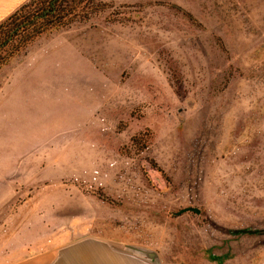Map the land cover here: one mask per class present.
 Returning a JSON list of instances; mask_svg holds the SVG:
<instances>
[{"label":"rangeland","instance_id":"obj_1","mask_svg":"<svg viewBox=\"0 0 264 264\" xmlns=\"http://www.w3.org/2000/svg\"><path fill=\"white\" fill-rule=\"evenodd\" d=\"M94 4L16 58L55 75L25 254L96 234L167 264H264V0Z\"/></svg>","mask_w":264,"mask_h":264},{"label":"crops","instance_id":"obj_2","mask_svg":"<svg viewBox=\"0 0 264 264\" xmlns=\"http://www.w3.org/2000/svg\"><path fill=\"white\" fill-rule=\"evenodd\" d=\"M26 1L0 0V21ZM17 56L0 66V264H167L160 252L159 261H154L96 234L73 238L54 250L25 254L33 245L22 239L18 200L38 182L40 161L49 164L54 158V148L40 150L38 141L40 132L47 136L54 129L50 118L55 75L48 63L40 65L33 56L20 62Z\"/></svg>","mask_w":264,"mask_h":264},{"label":"trees","instance_id":"obj_3","mask_svg":"<svg viewBox=\"0 0 264 264\" xmlns=\"http://www.w3.org/2000/svg\"><path fill=\"white\" fill-rule=\"evenodd\" d=\"M97 0H28L0 21V66L38 36L87 18Z\"/></svg>","mask_w":264,"mask_h":264},{"label":"water","instance_id":"obj_4","mask_svg":"<svg viewBox=\"0 0 264 264\" xmlns=\"http://www.w3.org/2000/svg\"><path fill=\"white\" fill-rule=\"evenodd\" d=\"M186 209V208H185ZM130 249L133 251L140 253L142 255L147 256L148 258L154 260V261H159V255L158 252L154 249L151 248H146L142 246H137L133 244H126Z\"/></svg>","mask_w":264,"mask_h":264}]
</instances>
